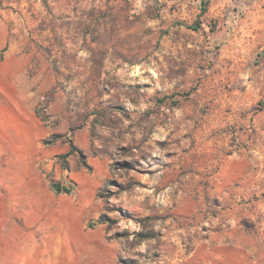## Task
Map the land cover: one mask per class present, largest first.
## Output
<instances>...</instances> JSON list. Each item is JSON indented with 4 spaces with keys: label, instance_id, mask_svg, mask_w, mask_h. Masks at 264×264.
I'll use <instances>...</instances> for the list:
<instances>
[{
    "label": "rangeland",
    "instance_id": "obj_1",
    "mask_svg": "<svg viewBox=\"0 0 264 264\" xmlns=\"http://www.w3.org/2000/svg\"><path fill=\"white\" fill-rule=\"evenodd\" d=\"M0 29L120 260L264 264V0H0Z\"/></svg>",
    "mask_w": 264,
    "mask_h": 264
},
{
    "label": "crops",
    "instance_id": "obj_2",
    "mask_svg": "<svg viewBox=\"0 0 264 264\" xmlns=\"http://www.w3.org/2000/svg\"><path fill=\"white\" fill-rule=\"evenodd\" d=\"M6 47L0 29V264H125L106 226L87 225L98 217L97 176L52 161L70 146L44 144L50 128L36 94L11 73L22 55ZM51 178L72 181L73 191L57 192Z\"/></svg>",
    "mask_w": 264,
    "mask_h": 264
},
{
    "label": "trees",
    "instance_id": "obj_3",
    "mask_svg": "<svg viewBox=\"0 0 264 264\" xmlns=\"http://www.w3.org/2000/svg\"><path fill=\"white\" fill-rule=\"evenodd\" d=\"M190 28H193V29H197L199 27V24L198 22L196 21L194 24L188 26ZM62 137V135L60 134H56V133H53L51 135H49L48 137H46L44 139V144H53L55 142H57V140H59L60 138ZM69 146H70V150L68 152H65V153H62V154H59L56 156V159L58 161V163L61 165L62 169L63 170H66V171H70L71 169V166L69 164V157L74 153V152H79L80 153V157H81V163H82V167L84 166L85 168H87L89 171L92 170V166L88 163L87 159H86V156L85 154L80 150L78 149L74 143L70 142L69 143ZM80 166V167H81ZM51 184H52V187L57 191V192H66V193H70L73 191L74 189V185L72 183V181H69L67 183H64L60 180H55V179H51ZM108 222V218L104 215V214H100L98 216V218L96 219H91L88 221V226L89 227H94L95 225L97 224H104V223H107ZM109 238H112L110 236H108ZM125 264H131L129 262H127L126 260H122Z\"/></svg>",
    "mask_w": 264,
    "mask_h": 264
}]
</instances>
